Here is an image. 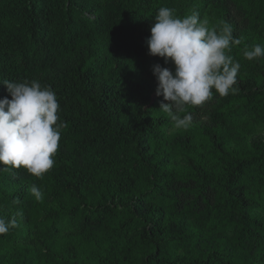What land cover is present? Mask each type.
Masks as SVG:
<instances>
[{"label":"trees","instance_id":"trees-1","mask_svg":"<svg viewBox=\"0 0 264 264\" xmlns=\"http://www.w3.org/2000/svg\"><path fill=\"white\" fill-rule=\"evenodd\" d=\"M198 12L241 44L239 91L160 109L146 40L159 8ZM264 0H0V81L56 93L53 168L0 164V264H264ZM11 99L0 82V100ZM183 115V114H181ZM40 188L36 200L31 187Z\"/></svg>","mask_w":264,"mask_h":264},{"label":"clouds","instance_id":"clouds-1","mask_svg":"<svg viewBox=\"0 0 264 264\" xmlns=\"http://www.w3.org/2000/svg\"><path fill=\"white\" fill-rule=\"evenodd\" d=\"M146 40L151 56H159L165 64L175 65V71L153 66L157 79V96H163L160 109L174 122L176 129H188L193 115L188 106H201L213 96L221 97L239 91L237 76L240 63L229 54L232 46L241 44L226 22L219 29L209 27V20L198 12L180 18L175 9L161 7ZM249 60L264 57V45L245 49ZM6 85L11 99L0 100V164L9 168L24 167L42 178L55 163L61 130L65 127L58 112L60 104L51 87L38 81H0ZM183 114V115H181ZM36 200L43 194L36 185L31 187ZM16 221L0 218V234H5Z\"/></svg>","mask_w":264,"mask_h":264}]
</instances>
